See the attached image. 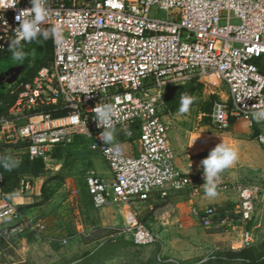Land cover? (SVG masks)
<instances>
[{
  "label": "built area",
  "instance_id": "obj_1",
  "mask_svg": "<svg viewBox=\"0 0 264 264\" xmlns=\"http://www.w3.org/2000/svg\"><path fill=\"white\" fill-rule=\"evenodd\" d=\"M12 0H0V4ZM0 7V55L15 37L21 9ZM43 27H57L51 60L19 86L6 114H0V143L18 161L46 157L56 148L81 143L98 152L111 176L89 169L85 186L94 208L130 201L166 199L172 192L196 195L203 174H186L175 166L176 153L168 126L159 114L164 88L194 77L214 75L223 83L226 99L214 102L212 123L226 127L231 118L259 127L256 139L264 150V121L253 113L264 110V0H48ZM15 86V85H14ZM111 104L115 129L123 139L117 156L101 141L94 108ZM130 133V134H129ZM0 172V232L43 229L41 220L23 214L16 199L32 191L22 177L7 192ZM236 193L234 214L240 222L253 219L258 188L241 186L221 175L217 189ZM205 225L217 216L213 206L193 207ZM227 219H224V221ZM231 219H228V221ZM136 245H151L158 235L143 223L122 228ZM244 246L251 233L241 229Z\"/></svg>",
  "mask_w": 264,
  "mask_h": 264
},
{
  "label": "rangeland",
  "instance_id": "obj_2",
  "mask_svg": "<svg viewBox=\"0 0 264 264\" xmlns=\"http://www.w3.org/2000/svg\"><path fill=\"white\" fill-rule=\"evenodd\" d=\"M24 52L25 59L19 62L12 59L11 53L0 56V73L27 64L21 78L30 67L38 66L40 59L43 63L50 61L35 41ZM255 62L261 65L264 58ZM184 95L194 97L195 101L182 114L179 107ZM226 97L225 86L214 75L194 77L164 88L159 114L180 145L189 149L190 156L198 157L199 162L221 141L237 149V161L221 175L237 185L258 188L251 221H239L233 212L235 203L221 206L211 202L217 216L208 226L192 214V207L190 213L196 219L189 213L184 218L179 209L168 204L171 201L167 198L94 208L84 182L87 169L83 160L88 150L82 144V151L72 150L71 146L59 153L52 151L46 157L45 163L59 162L61 166L44 165L40 169L38 191L27 194L31 196L30 202L20 208L23 214L41 220L45 227L9 238L2 237V229L0 264H264V150L256 139L260 128H251L246 121L234 118L226 127L213 124V104ZM200 172L203 173L201 166ZM220 191L217 189V194ZM201 193H205L204 188ZM161 201L164 204L155 207ZM135 222L150 227L159 241L134 244L122 228ZM242 228L252 235L250 245L242 244Z\"/></svg>",
  "mask_w": 264,
  "mask_h": 264
},
{
  "label": "clouds",
  "instance_id": "obj_3",
  "mask_svg": "<svg viewBox=\"0 0 264 264\" xmlns=\"http://www.w3.org/2000/svg\"><path fill=\"white\" fill-rule=\"evenodd\" d=\"M48 0H29L30 8L21 9L15 16L18 27L15 29V37L10 40L8 51L11 53L14 61H23L25 52L23 50L24 43L39 41L40 39L60 41V31L57 27H43L47 24L49 9L47 7ZM19 0H12L8 4H0L3 9L9 7L15 8ZM195 98L190 95H184L180 99V113H187L194 103ZM97 127L102 128L99 137L105 144L112 145V151L117 155L122 154V148L118 143H114L116 139V129L114 121L116 119V110L111 104L99 105L94 108ZM253 119L257 122L264 121V110L253 113ZM130 134V133H129ZM238 159L237 149L225 142H220L210 150L207 157L200 161L203 169V188L207 198L212 199L217 195V187L220 183L221 174L231 168ZM18 161L10 156L0 155V166L11 170L17 166Z\"/></svg>",
  "mask_w": 264,
  "mask_h": 264
},
{
  "label": "crops",
  "instance_id": "obj_4",
  "mask_svg": "<svg viewBox=\"0 0 264 264\" xmlns=\"http://www.w3.org/2000/svg\"><path fill=\"white\" fill-rule=\"evenodd\" d=\"M0 89L3 90L2 86H0ZM11 89L12 88H9V90ZM1 106H2V102L0 101V107ZM0 114H5V113H0ZM168 135H169L172 147L174 148V151L176 153V158L174 161L176 168L182 173H186V174H199V173L203 174L200 172L199 158L195 156H190L189 151H188L189 149H185L180 145L179 141L176 138V135L174 134L172 130H169V128H168ZM116 137L119 138V133L117 131H116ZM83 147L84 146L81 143L80 144L76 143L75 145L72 146L71 149L76 150V151L78 150L82 151ZM87 150L88 151L85 152L87 155V158L83 160L86 162V164L84 163L87 169L86 173L89 169H92L99 175L105 178H109L111 176V172L107 164L105 163L103 157L98 152L91 151L89 149ZM9 152L10 150L8 148H5L0 143V155L7 156L6 154H8ZM44 165H46L47 167L48 166L49 167H52V166L60 167L61 166L59 162L58 163H49V162L45 163L44 162ZM23 177L28 179L30 183L32 184V191L29 194L31 195L32 193L36 194L41 184V177L38 175H31V176L24 175ZM30 199H31V196L28 195V196H23L21 198H17L16 201L17 203L20 204V207H24L30 202ZM166 200L171 201V203H168V204L174 205V207L180 210L179 214H181L182 216H184V218H186L188 213L191 215L190 213L191 207L192 208L193 207L203 208L206 206H212V204H210L211 202L212 203L219 202L221 206H224L226 204L227 205L233 204L236 202V193L233 189H225V190L220 191V195L217 194L216 197L209 199L206 197L205 193H201V194L198 193L196 195H191L187 191H178V192L170 193L167 196ZM191 217L193 219H196L192 215Z\"/></svg>",
  "mask_w": 264,
  "mask_h": 264
},
{
  "label": "trees",
  "instance_id": "obj_5",
  "mask_svg": "<svg viewBox=\"0 0 264 264\" xmlns=\"http://www.w3.org/2000/svg\"><path fill=\"white\" fill-rule=\"evenodd\" d=\"M35 42H36L37 46L39 47V49L43 50L44 53L50 57L49 60H51L52 49H53L52 40L51 39H48V40L40 39L38 42L37 41H35ZM22 44H23V50H24L25 47L29 43H24L22 41ZM9 53L10 52L7 50L6 52L2 53L0 56L1 57L6 56ZM47 63H43V61H41V59H40L39 63H38L39 65L34 66V67H30L27 70L26 74L20 78L19 82L11 90L4 93L0 89V101L2 102V106L0 107V113H5V114L7 113L9 107L11 106V104L14 102V100L16 98V94L19 90L20 84L27 81L28 79H30L39 67L46 65ZM258 64L260 65V63H258ZM260 67H263V66L260 65ZM119 138L123 139V137L120 135H119ZM66 148H68V147L56 148L53 150V151H55L54 154L59 153ZM6 155L10 156L9 154H6ZM43 166H44V160L43 159H41V158L29 159L28 156H26V155H24L22 157V160L17 164V166L11 168V170H8V169L4 168L3 166H0V172L2 173L3 178H4V180H3L4 190H6L7 192H12L18 186L20 179L24 175H27L26 173H29L31 175H38L41 171L40 169H42ZM88 196H89V194H88ZM89 200H90V197H89ZM160 200H162V199H160ZM164 202L165 201H161L159 203H156L155 207L162 206V204H164ZM20 208H22V207H20Z\"/></svg>",
  "mask_w": 264,
  "mask_h": 264
},
{
  "label": "water",
  "instance_id": "obj_6",
  "mask_svg": "<svg viewBox=\"0 0 264 264\" xmlns=\"http://www.w3.org/2000/svg\"><path fill=\"white\" fill-rule=\"evenodd\" d=\"M26 65L27 64H24L21 67L14 68V69L10 68L4 72H1L0 73V84L4 86L2 88L5 90L11 88V86L20 79V75L26 70Z\"/></svg>",
  "mask_w": 264,
  "mask_h": 264
}]
</instances>
